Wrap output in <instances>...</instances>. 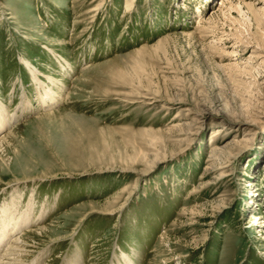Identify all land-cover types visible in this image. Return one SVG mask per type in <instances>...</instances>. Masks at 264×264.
Wrapping results in <instances>:
<instances>
[{"label": "rangeland", "instance_id": "1", "mask_svg": "<svg viewBox=\"0 0 264 264\" xmlns=\"http://www.w3.org/2000/svg\"><path fill=\"white\" fill-rule=\"evenodd\" d=\"M259 1L0 0V264H264Z\"/></svg>", "mask_w": 264, "mask_h": 264}, {"label": "bare ground", "instance_id": "2", "mask_svg": "<svg viewBox=\"0 0 264 264\" xmlns=\"http://www.w3.org/2000/svg\"><path fill=\"white\" fill-rule=\"evenodd\" d=\"M261 2V4H259ZM254 3H256V2H254ZM259 3H258V5H263L264 4V2L263 1H259ZM225 5V4H224ZM230 6H231V8L233 7L234 8V5L232 4V3H230ZM257 5H254V4H251V3H246V7L249 9V10H251L252 12H254L256 15H257V13H259L257 10H256V7ZM264 8V7H263ZM264 10V9H263ZM249 12V11H248ZM251 12V13H252ZM263 13H264V11H263ZM254 14V15H255ZM262 14V13H261ZM206 25V23H203V26H205ZM235 56H237L236 54H233V55H231V57H235ZM28 67H29V70H30V72H31V74L36 78V76H38L39 74H40V72L35 68V67H31L30 65H28ZM33 77V78H34ZM50 78H52L51 76H49ZM40 78V77H39ZM39 78H36L35 79V81H36V84H37V86H39V87H41L42 86V84H43V81L42 80H40ZM50 80H52V79H50ZM53 82H55V80H52ZM51 90V89H50ZM47 91V93L45 94L46 95V98L44 99V105H47L46 104V100H51L52 98H53V95H54V91L53 90H51V91ZM56 95V94H55ZM53 101V100H52ZM0 103H1V101H0ZM6 111V110H5ZM4 110H3V107H0V127H2V128H5V126H6V124L4 123ZM8 126V125H7ZM6 126V127H7ZM2 131V130H1ZM13 136V133H9V135H6V136H3V137H1L0 138V147H1V145L2 144H4V143H6V142H8V140H9V138L10 137H12ZM1 150V149H0ZM224 178H226V177H224V176H221L219 179H218V181H221V180H223ZM3 221V220H2ZM7 224V223H6ZM11 224V223H10ZM9 225V224H8ZM16 225H19V224H16ZM12 226V225H11ZM16 227V226H15ZM16 229V228H15ZM43 230H45L44 228L42 229V230H40V231H43ZM7 236H8V233H7V231H6V228L5 227H3V226H1L0 225V245L2 244V243H4V241H5V239L7 238ZM17 240V239H16ZM16 245H17V243H16ZM18 248V247H17ZM13 249H15V248H12V250ZM20 249V248H19ZM17 249H15L14 250V252L16 251ZM17 252V251H16ZM19 252V251H18ZM16 254V253H15ZM21 254V253H20ZM10 255V254H9ZM22 255V254H21ZM17 257V256H16ZM19 258V257H18ZM124 261H125V264H135L134 262H132V260L130 259V257H128L127 255H124Z\"/></svg>", "mask_w": 264, "mask_h": 264}]
</instances>
